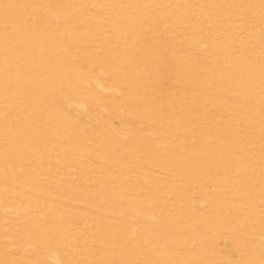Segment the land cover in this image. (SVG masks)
I'll return each instance as SVG.
<instances>
[{"label":"rangeland","instance_id":"obj_1","mask_svg":"<svg viewBox=\"0 0 264 264\" xmlns=\"http://www.w3.org/2000/svg\"><path fill=\"white\" fill-rule=\"evenodd\" d=\"M0 264H264V0H0Z\"/></svg>","mask_w":264,"mask_h":264}]
</instances>
